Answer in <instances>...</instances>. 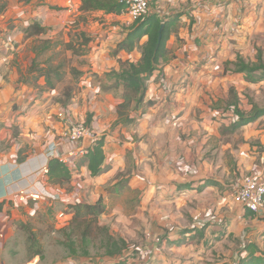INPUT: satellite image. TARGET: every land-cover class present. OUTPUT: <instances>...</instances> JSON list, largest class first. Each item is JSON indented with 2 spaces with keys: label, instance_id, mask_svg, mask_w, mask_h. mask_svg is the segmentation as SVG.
<instances>
[{
  "label": "crops",
  "instance_id": "0c3cea01",
  "mask_svg": "<svg viewBox=\"0 0 264 264\" xmlns=\"http://www.w3.org/2000/svg\"><path fill=\"white\" fill-rule=\"evenodd\" d=\"M1 2L5 5V8L0 11L1 71L3 68L10 69L11 59L17 49L20 50L22 47L18 42L23 38V31L27 30L32 23L38 22L47 29L37 37H45L52 41L61 36H67L69 31L77 27L81 17L88 19L86 24L80 23L83 28L82 32L92 38L87 55L88 64L83 68L84 74L81 81L87 85L81 93L83 99L92 100L103 94L101 87L90 88L95 73L100 77L102 71L109 67L119 71L118 59L134 62L142 56L138 49L142 41L132 51L120 50L116 56L113 55L118 43L126 37L129 27L135 22L129 14L106 13L102 10L85 12L80 10L81 0H0V4ZM263 5L264 0L152 1L153 12L159 17L169 16V21H172V30L166 42V50L172 57H167L168 53H166L161 58L158 69L147 81L143 103L145 108L142 110L139 108L138 114L133 112L135 121L129 125L118 123L114 126L112 135L109 133L103 135L106 138L104 150L107 170L97 176H92L87 164L81 165L82 174L85 171L89 172L93 189L102 190L95 199L85 202L95 203L102 198L108 210L104 198L106 185L102 178L115 168L120 171L125 169L127 173L130 172L126 176L130 178V181L123 183L127 182V187L133 191V187L137 185V189L149 187L151 195L153 193L157 196L158 188L163 189L167 186L169 192L165 189L161 190L165 195L174 192L181 196L198 193L218 195V199L212 198V200L220 206L224 205L227 209L226 213L220 214L219 218L230 220L238 224L239 228L244 229L245 227L249 231L248 235L252 237L251 242H254V238L257 237L255 235H264V215L246 211L240 203L229 196V188L242 182L246 168L251 174L264 179V152L251 151L245 160V167L242 164L239 166L241 168L240 177L228 179L229 176L222 175L215 161L207 160L204 153L207 144L212 139V134H206L204 131L202 137L197 136L186 141L179 136L186 131L189 134L191 130H195L194 132L199 134L203 128L206 129L205 124L200 126L194 121L189 123L188 115L192 109L191 100L215 89L214 86L210 87L213 77L205 73L214 63L212 60L208 62L211 58L217 56L219 60L222 56L225 57L224 59L228 57L235 60L239 52L245 59L250 57L252 61H255L256 47H259L261 43L256 40L257 36L264 37V27H259L264 20L261 14L264 10ZM228 41L230 46L234 47V53L230 50L223 56L221 48ZM255 42L259 45L255 46ZM221 62L222 59L216 64H221ZM239 73L242 74L241 78L234 77L235 80L231 84L229 82L237 97L242 96L249 99V97L255 98L256 95L261 96L264 93V78L253 81L251 80L253 77L248 78L247 73ZM0 83L10 95H18L14 94L16 92L14 88L17 85L14 84L13 78H9L7 83L0 72ZM106 97L110 99L108 107L113 116L112 119L107 120V124H110L112 120H117V105L120 101L110 93H107ZM150 101L151 104L148 103ZM253 107L254 105H250L248 109L245 106V109L253 111ZM239 108L241 109L240 105ZM99 110L97 107V111ZM9 112L0 107V116L11 115L12 112ZM13 113L18 115L22 111ZM10 115L4 118V121H7L6 127L0 128V202L5 203L4 210L0 212V264H47L39 255L22 258L18 262L12 258L13 250L18 249V239L15 237L20 235L21 226L27 223L29 215L42 207L41 201L43 200H39L40 202L31 199L20 200L17 191L19 188L41 180L42 177L47 179L42 168L45 165L48 166L49 159L45 156L48 148H54L57 154L68 156L79 146L89 149L93 143L87 138L80 143L70 142L65 138V131L62 130L60 123L53 122L42 140H32L27 134V127H24L20 134V142L14 147L16 140L9 138L10 126L13 122L12 115ZM73 117L74 109L71 107L67 110L64 120L65 122L73 120ZM21 118L24 117L21 115ZM253 122L240 128L246 129L247 139L258 138L264 146V126L253 125ZM31 141H34L36 145L33 154L30 156L31 151L20 153L19 149ZM195 143L196 150L193 151L191 146ZM82 157L84 158V155L76 157L75 161ZM128 158L131 160L129 164L132 169L127 168ZM73 161L69 165L71 168L78 169L79 167L77 168V164ZM255 162H258V165H255ZM74 174L73 172L71 184L76 185L82 182L77 180ZM145 184L149 185L145 187ZM177 187L179 190L176 192ZM55 188L63 191L60 186H55ZM170 188H173V191ZM80 201L84 200L75 202ZM30 205H35V208L30 209Z\"/></svg>",
  "mask_w": 264,
  "mask_h": 264
},
{
  "label": "rangeland",
  "instance_id": "374dc122",
  "mask_svg": "<svg viewBox=\"0 0 264 264\" xmlns=\"http://www.w3.org/2000/svg\"><path fill=\"white\" fill-rule=\"evenodd\" d=\"M4 8L5 5L1 2L0 11ZM261 14L264 16V10L261 11ZM83 18H80L79 24H76L77 27L73 31H69L67 36H61L52 41L40 36L29 37L24 29L23 38L18 42L22 47L20 50L17 49L11 59L10 69L3 68L2 71L0 69L7 83L9 78H13L14 84L17 85L14 88L16 89L14 94L18 95L14 96L4 90V85L0 83V107L12 112V116L10 114L0 116V128L6 127L7 121H4V118L10 115L13 122L10 126L9 138L16 140L14 147L17 145L16 143L20 142V134L24 127H27V134L31 136L32 140H42L53 122H59L62 130L66 131L75 122H87L90 114L92 115L90 126L95 130L97 138L107 133L112 135L116 121L110 120V124H107V120L112 119L113 116L109 111L110 99H107L106 94H113L116 100L122 102L123 87H115L114 79L107 76L112 70H115L113 67H109L106 68L107 70H103L104 72L102 71L100 77L95 73L94 81L90 84L92 89L101 87L102 96L92 100L83 99L81 96L82 90L87 87L81 81L84 74L83 68L88 64L87 55L89 43L92 40L90 35L82 32L83 28L80 23L88 22V19ZM259 27H264V20ZM83 33L85 35H82ZM146 39L144 37L141 40L142 44ZM256 40L261 43L259 47H256L255 61H252L250 57L245 59L239 52L235 60L228 57L224 59L225 57L221 56L219 59H222L221 64H216L219 61L216 56L208 61L212 60L214 63L205 73L213 77L210 87L214 86L215 89L207 91L204 96L191 100L192 109L188 115L189 123L194 121L200 126L205 124L206 129L203 128L199 134L195 133V130H191L189 134L186 131L179 135L183 141H186L197 136L202 137L204 131L206 134H212V139L207 144L204 153L207 160L215 161L218 171L222 175L229 176L228 179L240 177L241 168L239 166L242 164L245 167V160L251 151L264 152V146L261 145L260 139H247L246 129L234 128V123L239 120L233 106L237 95L230 87L231 82L235 80L234 77L241 78L242 76L241 73L235 71L233 64L237 62L238 58L252 64L264 63V37L259 35ZM66 42H71L70 49L65 48ZM231 43L233 44V42ZM256 44L259 45L255 42L254 45L256 46ZM233 48L228 41L221 48L223 56L230 50L234 53ZM138 49L142 54V45ZM167 57L172 56L168 53ZM139 59H136L135 62ZM33 64L36 65V68H32ZM51 66H62L63 72L62 79L56 81L54 88H49L46 85L45 77L36 80L40 69ZM119 66L121 68V62H119ZM257 73L259 74L261 71H257ZM258 74L252 73L250 77L260 76ZM52 75L54 77V73ZM237 98L241 109L247 116L264 108V93L261 96L256 95L255 98L247 99L242 96ZM250 105H254L253 111L245 109V106L249 109ZM143 106L144 104L140 106V110L145 108ZM71 107L74 109L73 120L65 122L59 113L67 111ZM97 107L100 109L99 111H97ZM140 110L134 114H138ZM17 111H22V113L15 115L13 112ZM21 115L24 117L23 119ZM253 125L264 126V116L258 117ZM194 146H191L193 151L196 150V143ZM34 149H36V145L34 141H31L19 149V152L31 151V156ZM79 159L75 162V164H79V168H72V170L75 173V178L82 182L62 187L63 191H60L55 188V185H50L45 177L41 178L49 190L56 189L55 191L60 192V199L47 201L46 198H43L42 201L40 200L42 207L29 215L27 228H21L20 235L15 237L18 239V249L13 250L12 253L15 262L33 255L36 246L31 247L32 242L28 239V233L35 234V239L42 246L44 255L42 261L47 264H86L87 262L93 264L120 262H126L125 264H240L241 259L247 255V245L250 244L252 237L248 235L249 231L245 227L244 229L239 228L238 224L219 218L220 214L226 213L227 209L224 205L220 206L212 200V198L218 199V195L203 193L184 195V193V196H181L175 192L165 195L161 190L165 189L166 192H169L167 191L169 187L166 186L163 189L158 188L157 196H155L153 193L151 195L149 187H146L149 184H145V189L143 187L137 189V185L133 187V191L127 187V182L123 183L130 181V178H126L130 172L127 173L125 169L120 171L116 168L102 178L106 185L104 198L108 210L99 218L100 228L93 231L92 239L87 247L89 255H84L85 246L78 234L75 235L74 249L76 252L73 253L67 241L70 221L60 220L58 215L61 212L73 215L70 202L91 201L102 191L100 188L96 191L93 189L88 171H85L84 174L81 173L80 167L84 165V158ZM130 161L128 158L127 168L132 169ZM255 165H258V162H255ZM190 171L193 170L190 169ZM229 172L230 174H228ZM244 172V175L251 174L248 168ZM170 190L173 191V188ZM175 190L177 192L179 187ZM229 196L234 199V186L229 188ZM30 206V209L35 208V205ZM255 236L257 237L254 238V243L260 246L259 249L264 252V235ZM109 240H124L126 247L121 252L110 255L107 252Z\"/></svg>",
  "mask_w": 264,
  "mask_h": 264
},
{
  "label": "trees",
  "instance_id": "16d2710c",
  "mask_svg": "<svg viewBox=\"0 0 264 264\" xmlns=\"http://www.w3.org/2000/svg\"><path fill=\"white\" fill-rule=\"evenodd\" d=\"M125 5L121 0H81L80 10L82 11H95L102 10L106 13H118L120 14ZM172 21H163L155 13H151L145 17H141L135 20V22L129 27L126 37L121 40L116 49L113 51V55H117L120 50L132 51L141 40L146 37V41L142 44V56L138 61L131 62L129 60L121 61V68L119 71L112 70L108 77L114 79L115 87H123L122 102L117 107V120L115 125L121 123L122 125H129L135 121L133 112L139 110L140 106L144 103L147 81L158 69V65L162 57L165 56L168 51L166 50V42L170 36L172 30ZM164 23L163 37L161 44L158 46L159 30L161 24ZM46 28L41 26L38 22L32 23L28 26L26 32L28 36H37L46 32ZM82 35H85L83 33ZM88 41V39H87ZM71 42L65 43V48L70 49ZM235 71L245 72L250 78L251 74L257 75V71H261L260 76L251 78L253 81L264 78V63H247L242 58H238L237 62L233 63ZM36 68L33 64L32 68ZM62 66L42 68L36 80L40 77H45L46 85L49 88L56 86V81H60L63 77ZM54 73V77H52ZM151 104L152 102H148ZM234 112L238 115L239 120L234 123V128L237 129L249 122L255 121L258 117L264 114V109H258L254 111L250 116L245 115L244 111L239 108L238 98L235 97L233 101ZM145 112V111H143ZM87 126L92 123V115L90 114L87 122ZM105 136L98 137L91 147L88 149V153L84 155V163L92 176H97L107 170L106 154L104 150ZM79 167V164L77 165ZM47 182L50 185L65 187L71 184L73 179V170L69 164L62 161L59 157H52L48 162V172L46 174ZM4 202H0V212L4 210ZM70 208L73 211V215L70 221L68 232V245L71 251L76 252L74 246L76 245L75 235H79L81 242L84 244V255H89L88 245L92 239L93 231L99 229V218L102 214L106 213V205L102 199L95 203H88L85 201L75 202L70 204ZM252 213V212H251ZM250 213V214H251ZM28 224H22L21 228H27ZM27 231V229H26ZM34 233H28V239L31 240V247L36 246L33 255H39L44 257L42 252V246L37 241ZM126 247L124 240L115 241L109 240L107 244V252L110 255H115L122 251ZM73 248V249H72ZM247 255L241 259L240 264H264V252L259 249V246L251 242L247 245ZM260 252V254H257ZM93 264V263H91ZM116 264H125L120 262Z\"/></svg>",
  "mask_w": 264,
  "mask_h": 264
},
{
  "label": "built area",
  "instance_id": "2783aa9c",
  "mask_svg": "<svg viewBox=\"0 0 264 264\" xmlns=\"http://www.w3.org/2000/svg\"><path fill=\"white\" fill-rule=\"evenodd\" d=\"M125 7L122 10V14H129L133 19L145 17L151 13H154L151 7L153 0H121ZM169 16L159 17L163 21L168 20ZM62 119L67 116V111L59 113ZM65 138L70 142L80 143L84 139H88L93 143L97 139V134L91 126H87L85 122H75L71 124L64 132ZM88 153V148L80 147L73 150L68 156L57 154L54 148H48L46 150V158L59 157L62 161L70 164L71 161L75 163L76 157L85 155ZM42 172L47 174L48 166L42 168ZM20 200L31 199L33 201H39L46 198L50 201H56L60 199V194L49 190L42 180H38L33 184H29L26 187L19 188L17 191ZM234 199L240 203L246 211H250L256 215H264V179L256 174L245 175L240 184L234 186ZM58 217L65 222L71 221L72 214L61 212Z\"/></svg>",
  "mask_w": 264,
  "mask_h": 264
},
{
  "label": "water",
  "instance_id": "95a60500",
  "mask_svg": "<svg viewBox=\"0 0 264 264\" xmlns=\"http://www.w3.org/2000/svg\"><path fill=\"white\" fill-rule=\"evenodd\" d=\"M164 23L161 24L160 30H159V38H158V46L161 44L162 37H163V30H164Z\"/></svg>",
  "mask_w": 264,
  "mask_h": 264
}]
</instances>
